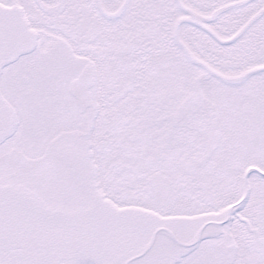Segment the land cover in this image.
I'll return each instance as SVG.
<instances>
[{
	"label": "snow or ice",
	"instance_id": "obj_1",
	"mask_svg": "<svg viewBox=\"0 0 264 264\" xmlns=\"http://www.w3.org/2000/svg\"><path fill=\"white\" fill-rule=\"evenodd\" d=\"M0 264H264V0H0Z\"/></svg>",
	"mask_w": 264,
	"mask_h": 264
}]
</instances>
